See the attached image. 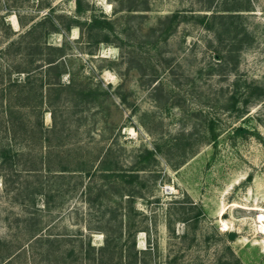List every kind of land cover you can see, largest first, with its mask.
I'll use <instances>...</instances> for the list:
<instances>
[{"label": "rangeland", "instance_id": "rangeland-1", "mask_svg": "<svg viewBox=\"0 0 264 264\" xmlns=\"http://www.w3.org/2000/svg\"><path fill=\"white\" fill-rule=\"evenodd\" d=\"M80 3L78 13L74 0H0V49L9 38L3 20L18 32L49 14L113 22L99 43L61 22L47 36L49 23L34 31L40 42L69 40L65 71L50 89L40 54L24 60L27 93L42 105L21 107L23 138L10 141L17 171L0 165V259L79 264L80 249L102 245L104 231L127 247L130 222L147 264H264V0ZM207 5L237 16L243 42L227 63L219 56L228 45L192 17L210 13ZM175 11L177 24L160 35L159 20ZM8 55L2 67L21 63ZM106 149L116 169L109 177L59 170L80 161L95 169ZM49 150L50 170L41 162Z\"/></svg>", "mask_w": 264, "mask_h": 264}, {"label": "trees", "instance_id": "trees-1", "mask_svg": "<svg viewBox=\"0 0 264 264\" xmlns=\"http://www.w3.org/2000/svg\"><path fill=\"white\" fill-rule=\"evenodd\" d=\"M74 2L76 4L78 13L82 12L83 9L80 0H74ZM137 8L138 7H135L134 5H129L127 6L126 10L129 12L136 10ZM202 10L210 11V13L192 15V17L197 18V20L203 23L207 29L211 30L217 37L219 43L228 45L226 53L223 52L222 55L219 56V58L224 63H227V61L232 59V54L234 53L236 49L235 47L237 46L236 44H241L243 42V39L241 38L238 40L236 39L237 35L234 31L236 26H233L232 18L237 16H235V13H222L217 9H211L210 5H207V7L203 8ZM179 14L181 13L175 11L171 15L164 16L162 20H159V23H161L159 26L160 35L165 34L164 32L168 34L169 30L175 27L180 17ZM60 17L61 16L54 18L51 14L45 15L42 19H40V21H37L35 24L21 32L13 30L9 23L3 20V24L7 28L6 37L9 38L5 46L0 49V60L2 58L7 59L9 56L8 54L12 55V52L18 54L19 59H21V63L8 62L7 67H2L0 63V131L3 133V135L0 136V165L8 166L12 171H17L15 168L17 159L15 157L18 154V149L15 150L12 147L10 141H16L17 139L19 140L21 137L23 138L22 135L20 136L21 129L23 128L24 124V120H21V107L29 106V103L34 107L42 105V97H40L38 93L37 95L34 93L33 97H30L27 93L29 88L28 83H31V80L29 78L30 71L28 67L24 65V60L26 59V62L32 63L37 59L33 57V53L35 52L40 54L39 58L41 59V64L45 65L44 73L46 74V78L48 80L47 83L49 84L50 89L57 86L56 83L51 80H59L58 78L65 71V66L63 63V61L65 62V59L64 57H61L64 55L65 47L66 44L69 43V40L66 39L59 45L46 43V40L40 42L38 40V36L34 35L36 27L39 25L43 26L45 23H49V26L44 32V35L47 36V34L51 31H58L59 23L57 22H61L64 28L63 32L70 31L71 27L73 26L77 27L79 28L80 32H82V35L86 32L88 41L94 43H99L101 41L107 42L109 39L106 31L111 30L113 27L112 20L104 16L100 17L97 15H91L90 17L84 19H80L78 17H69V20L67 21H63V19H60ZM166 29L168 31H165ZM101 32H103L104 37L97 39L96 36L101 34ZM233 32H235L234 35L232 34ZM28 36H31L32 40H28ZM26 48L27 51H25ZM30 49L33 50L30 51ZM28 54H33V58L31 56V58H29ZM51 71H53V74H51ZM20 75H22V77H20ZM40 83H42L41 79L38 84ZM35 91H37V88H35ZM91 93L92 92L90 90H88V92L81 91L83 96H88V94L91 95ZM48 102L51 103L52 99L48 98ZM50 113L53 117L54 112L51 111ZM38 124L41 126V120L38 122ZM51 153V150L47 151L44 155H42L41 159V162L46 168H48V170L51 169L49 168L48 163L50 162L49 156H51ZM147 153L152 154V151H147ZM108 155L109 150L106 149L100 156L97 168L95 169H92V163L88 165L83 163V161H80L76 167L69 168L68 165L64 164L61 165L59 170L61 172L78 171L87 174L91 172L94 173L97 170V172L102 173L103 176L109 177L112 173H115L116 169L113 165L114 163L112 164L114 161L107 158ZM23 169L32 170L35 168L25 167ZM132 180L133 178H129L126 181L131 182ZM96 196H100V194L98 193ZM124 196L129 204L133 201V195L131 193H120L121 198ZM131 209L132 208H130L129 211H132ZM115 215H113V217H115ZM128 218L130 219V217ZM119 226L120 232L115 236V238L118 240L119 236H122V227L121 225ZM125 226V231L130 239V243L127 247H123L121 244H114L112 236L104 231L105 236L102 245H99V247L95 249L94 245H91L90 241H88L86 247L80 249L82 261L79 264H147L143 261L141 262L139 258L140 253H146L147 249L140 250L136 248L135 236L138 231H141L140 227L130 224V222ZM35 234V231L31 232V237ZM228 236L233 239L235 233L229 232ZM42 238V236H37L34 239L41 240ZM116 242L118 243V241ZM0 264H10L9 259H0ZM236 264L241 263L237 260Z\"/></svg>", "mask_w": 264, "mask_h": 264}]
</instances>
